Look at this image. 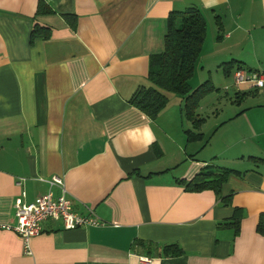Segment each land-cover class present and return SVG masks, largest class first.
Wrapping results in <instances>:
<instances>
[{
	"label": "crops",
	"instance_id": "1",
	"mask_svg": "<svg viewBox=\"0 0 264 264\" xmlns=\"http://www.w3.org/2000/svg\"><path fill=\"white\" fill-rule=\"evenodd\" d=\"M38 1L0 0V223H14L21 192L24 202L57 196L48 181L58 176L73 210L103 224L64 229L45 219L28 254L0 229V264H264L255 230L264 214V89L234 86L233 108L213 107L208 135L200 98L203 138L189 142L183 99L164 92L154 119L128 102L150 85L149 59L163 49L172 10L194 6L204 19L200 71L232 78L234 66L227 75L217 67L229 60L264 70V0H40L52 12L35 14ZM34 23L50 37L29 43ZM212 167L235 171L218 193L179 182ZM234 209L235 230L221 225ZM134 239L175 242L182 253L155 256Z\"/></svg>",
	"mask_w": 264,
	"mask_h": 264
},
{
	"label": "trees",
	"instance_id": "2",
	"mask_svg": "<svg viewBox=\"0 0 264 264\" xmlns=\"http://www.w3.org/2000/svg\"><path fill=\"white\" fill-rule=\"evenodd\" d=\"M51 12L52 10L44 6L43 2L38 1L35 14ZM64 17L67 18V16ZM215 24L217 26L215 39L219 40L221 38V27L218 19L215 20ZM204 36L205 22L196 7L190 6L181 10L170 11L166 18L163 49L149 59L147 80L150 85L136 88L128 99L133 107L147 117L154 119L167 101L164 92L181 95L183 97L182 114L191 124V129H183L187 142L199 141L203 138L198 131L202 118L197 117L195 109L200 98L213 90L209 80H204L194 89H190L188 85V80L193 74L195 61L201 51ZM49 37V28L37 23H34L29 31V43H32L36 38L47 39ZM233 66L234 70L243 68L234 60L221 62L217 65L225 75L229 73ZM233 95L243 97L245 93L235 91ZM233 172L235 171L225 167L205 168L191 180L186 182L179 180V182L184 183V188L188 191L210 189L218 193L227 175ZM223 202L228 204L229 197H223ZM236 211L234 209L231 221H225L221 225L231 226L235 230L238 226ZM255 230L264 236V214L262 213L257 217ZM132 245L153 248L155 256H177L182 253L181 248L175 242L158 245L149 241L134 239Z\"/></svg>",
	"mask_w": 264,
	"mask_h": 264
},
{
	"label": "built area",
	"instance_id": "3",
	"mask_svg": "<svg viewBox=\"0 0 264 264\" xmlns=\"http://www.w3.org/2000/svg\"><path fill=\"white\" fill-rule=\"evenodd\" d=\"M232 81L234 86L247 85L249 88L264 89V70H247L237 68L232 72ZM50 185H56L59 188V194L53 196L51 191L38 196L32 202H24L21 192L13 200L14 223H0V229L11 230L15 232L22 242L23 253L28 254L29 238L40 231V223L45 219L59 220L64 229L95 227L102 225L91 210L86 214H79L72 208L71 199L65 196V190L62 180L58 176H53L48 181ZM18 184V182H17ZM147 262L148 258H141Z\"/></svg>",
	"mask_w": 264,
	"mask_h": 264
},
{
	"label": "rangeland",
	"instance_id": "4",
	"mask_svg": "<svg viewBox=\"0 0 264 264\" xmlns=\"http://www.w3.org/2000/svg\"><path fill=\"white\" fill-rule=\"evenodd\" d=\"M199 60L200 58H197V60L195 61L193 74L191 79L188 81V84L190 86V89H194L204 80H209L211 85L214 87L213 90L207 92L204 96L201 97V101L199 103L200 108L197 110L201 115H204L205 118L207 117L205 120L206 123H204V125L202 126V131H204L205 133L207 132L208 135L211 132V130L208 129L213 120L211 112L213 107H217L218 112H222L223 114L229 113V111L231 110L230 106L232 107V105H230L229 103V98L232 96L234 85L231 74H229L228 76H224L222 75L220 70H211L209 73L207 72V70L200 71ZM170 96H172L169 97L170 101L174 100V98L183 99V97L179 94H170ZM183 122H186L184 118ZM185 127L186 126H183L184 129Z\"/></svg>",
	"mask_w": 264,
	"mask_h": 264
}]
</instances>
